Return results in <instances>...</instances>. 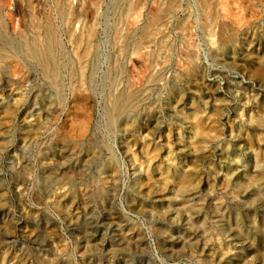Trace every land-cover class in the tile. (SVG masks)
<instances>
[{"label": "rangeland", "instance_id": "obj_1", "mask_svg": "<svg viewBox=\"0 0 264 264\" xmlns=\"http://www.w3.org/2000/svg\"><path fill=\"white\" fill-rule=\"evenodd\" d=\"M205 1L0 0V264H264V0Z\"/></svg>", "mask_w": 264, "mask_h": 264}, {"label": "bare ground", "instance_id": "obj_2", "mask_svg": "<svg viewBox=\"0 0 264 264\" xmlns=\"http://www.w3.org/2000/svg\"><path fill=\"white\" fill-rule=\"evenodd\" d=\"M206 1H207V0H206ZM206 1H205V2H206ZM210 1H211V0H210ZM201 2H202V1H200V3H201ZM207 2H208V1H207ZM207 2H206V3H207ZM127 3H128V2H127ZM127 3H126V4H127ZM128 4H129V3H128ZM128 4H127V5H128ZM170 4H171V3H170ZM209 4L211 5V3H209ZM209 4H208V5H209ZM167 5H168V4H167ZM204 5H205V4H204ZM208 5H207V6H208ZM210 5H209V6H210ZM168 6L170 7V5H168ZM168 6H167V7H168ZM125 7H127V6H125ZM210 7H211V6H210ZM127 8H128V7H127ZM127 8H126V9H127ZM129 8H130V6H129ZM203 8H205V10H206L207 8L209 9V7H207V8H206V7H203ZM170 9H171V8H170ZM170 9H169V10H170ZM208 9L206 10L207 12H209ZM124 10H125V9H124ZM127 10H128V9H127ZM64 11H65V9H64ZM164 11H165V10H164ZM167 11H168V9H167ZM206 11H205V12H206ZM162 12H163V11H161V13H162ZM207 12H206V13H207ZM164 13H165V12H164ZM126 14H127V13H126ZM126 14H125V16H126ZM165 14H166V13H165ZM203 14H205V13H203ZM207 14L209 15V13H207ZM211 15H213V13H211ZM211 15H209V16H211ZM203 16H204V15H203ZM206 16H207V15H206ZM207 17H208V16H207ZM213 17H214V16H213ZM209 18H210V17H209ZM214 18H215V17H214ZM205 19H206V18H205ZM203 20H204V19H203ZM211 20H212V19H211ZM211 20H210L209 22H211ZM204 21H205V20H204ZM205 24H206V23H205ZM208 24H209V23H208ZM211 24L213 25V23H211ZM48 26H49V25H48ZM48 26H47V27H48ZM181 26H182V25H181ZM181 26H180V28H181ZM204 27H205V25H204ZM209 27H210V26H209ZM48 28H49V27H48ZM178 28H179V27H178ZM206 28H208V27H206ZM157 29H158V28H157ZM117 30H119V29H117ZM122 30H123V29H122ZM181 31H182V30H181ZM125 32H126V31H125ZM129 32H131V31H129ZM70 33H71V32H70ZM89 33H90V32H89ZM117 33H118V32H117ZM123 33H124V32H123ZM127 33H128V32H127ZM38 34H39V33H38ZM53 34H54V32H53ZM87 34H88V33H87ZM90 34H91V33H90ZM90 34H89V35H90ZM124 34H125V33H124ZM124 34H121V35L124 36ZM127 35L129 36V37H127V38L129 39V38H130V35H129V34H127ZM90 36H91V35H90ZM90 36L87 35V37H90ZM47 37H48V36H47ZM54 37H55V36H54ZM80 37H81V36H80ZM149 37H150V35H149ZM117 38H118V37H117ZM117 38H116V39H117ZM120 38H121V36H120ZM87 39H88V38H87ZM122 39H123V38H122ZM125 39H126V38H125ZM128 39H127V40H128ZM80 40H81V38H80ZM80 40H79V41H80ZM50 41H51V40H50ZM121 41H123V40H121ZM39 42H40V41H39ZM43 42H44V41H43ZM56 42H57V41H56ZM45 43H46V42H45ZM49 43H50V42H49ZM49 43H48V44H49ZM79 43H80V42H79ZM119 43H120V41H119ZM123 43H125V41H124ZM39 44H40V43H39ZM125 44H126V43H125ZM116 45H117V44H116ZM37 46H38V45H37ZM41 46H42V45H41ZM43 46L45 47V45H43ZM46 46H47V45H46ZM118 46H119V45H118ZM118 46H117V47H118ZM126 46H127V45H126ZM24 47H25V46H24ZM33 47H36V46H33ZM39 47H40V46H39ZM26 48H27V47H26ZM29 48L31 49V47H28V49H27L28 51L30 50ZM42 48H43V47H42ZM45 48H46V47H45ZM34 49H36V48H34ZM38 49H39V48H38ZM117 49H119V48H117ZM2 50H3V49H2ZM44 50H45V49H44ZM47 50H48V49H47ZM47 50H46V51H47ZM55 50H56V49H55ZM119 51H120V50H119ZM1 52H2V51H1ZM35 52L37 53V51H35ZM42 52H43V51H42ZM44 52H45V51H44ZM44 52H43V53H44ZM83 52H84V50H83ZM5 53H6V52H5ZM31 53H32V52H31ZM33 54H34V53H33ZM38 54H39V53H38ZM48 54H49V53H48ZM48 54H47V56H48ZM83 54H85V53H83ZM35 55H36V54H35ZM80 55H81V54H80ZM42 56H43V55H42ZM81 56H83V55H81ZM36 57H37V56H35V58H36ZM55 57H56V55H55ZM46 58H47V57H46ZM48 58H49V57H48ZM44 59H45V58H44ZM41 60H42V59H41ZM50 61H51V60H50ZM189 62H191V61H189ZM42 63H43V62H42ZM45 63H46V62H45ZM49 63H51V62H49ZM51 65H53V64H51ZM51 65H50V66H51ZM44 67H45V66H44ZM48 67H49V66H48ZM56 68H57V66H56ZM54 69H55V68H54ZM80 71H81V70H80ZM79 76H80V75H79ZM125 93H126V92H125ZM123 94H124V93H123ZM128 94H129V93H128ZM135 94H136V93H135ZM116 96H117V95H116ZM128 96H129V95H128ZM134 97H135V96H134ZM114 98H115V97H114ZM125 98H126V97H125ZM137 98H138V96H137ZM121 99H122V97H121ZM126 99H129V98H126ZM134 99H135V98H134ZM112 101H114V99H113ZM118 101H119V100H118ZM130 101H131V100H130ZM133 101H134V100H133ZM117 103H118V102H117ZM128 105H129V103H128ZM112 107H113V105H112ZM124 107H125V106H124ZM132 107H133V106H132ZM113 109H114V108H113ZM119 110H120V109H119ZM115 112H116V111H115ZM119 112H120V111H119ZM113 115H114V114H113ZM235 220H236V219H235ZM252 222H253V221H252ZM255 225H256V224H255ZM260 225H261V224H260ZM237 226H238V225H237ZM256 226H257V225H256ZM263 226H264V224H263ZM263 226H261V227H263ZM261 227H260V229H261ZM258 228H259V227H258ZM263 229H264V227H263ZM263 229H262V230H263ZM240 230H241V229H240ZM258 230H259V229H258ZM262 230H261V231H262ZM262 232H263V234H264V231H262ZM247 236H248V235H247ZM252 237H253V236H252ZM125 239H126V238H125ZM263 239H264V238H263ZM126 242H127V241H126ZM252 242H253V241H252ZM263 244H264V243H263ZM262 251H263V250H262Z\"/></svg>", "mask_w": 264, "mask_h": 264}]
</instances>
